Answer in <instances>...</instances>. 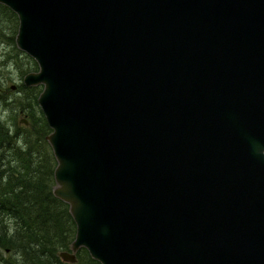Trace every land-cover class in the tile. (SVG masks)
Instances as JSON below:
<instances>
[{
  "label": "water",
  "instance_id": "1",
  "mask_svg": "<svg viewBox=\"0 0 264 264\" xmlns=\"http://www.w3.org/2000/svg\"><path fill=\"white\" fill-rule=\"evenodd\" d=\"M0 3L38 63L63 260L264 264V0Z\"/></svg>",
  "mask_w": 264,
  "mask_h": 264
},
{
  "label": "trees",
  "instance_id": "2",
  "mask_svg": "<svg viewBox=\"0 0 264 264\" xmlns=\"http://www.w3.org/2000/svg\"><path fill=\"white\" fill-rule=\"evenodd\" d=\"M18 15L0 3V31L11 37L14 65ZM21 75L37 70V61L25 54ZM16 64V63H15ZM42 85L21 83L18 100L28 124L0 113V264H102L87 248L77 251V261L63 260L59 251L70 250L77 224L70 204L54 193L57 160L47 139L52 130L38 103ZM0 95L6 107L16 101Z\"/></svg>",
  "mask_w": 264,
  "mask_h": 264
},
{
  "label": "rangeland",
  "instance_id": "3",
  "mask_svg": "<svg viewBox=\"0 0 264 264\" xmlns=\"http://www.w3.org/2000/svg\"><path fill=\"white\" fill-rule=\"evenodd\" d=\"M11 37L7 35L6 32L0 31V95L7 96L8 100L16 101V103H10L8 107L0 101V113L12 121L13 119H18L19 123L25 124L23 119L26 117L24 112H20V104L18 100L21 98V83L23 82V77L21 75L19 65L25 66L27 62L26 53L18 54L15 59L16 64H11L12 58V43ZM15 41V40H14ZM16 44V42H15ZM17 46V45H16ZM15 85V88L12 86ZM22 99V98H21Z\"/></svg>",
  "mask_w": 264,
  "mask_h": 264
},
{
  "label": "flooded vegetation",
  "instance_id": "4",
  "mask_svg": "<svg viewBox=\"0 0 264 264\" xmlns=\"http://www.w3.org/2000/svg\"><path fill=\"white\" fill-rule=\"evenodd\" d=\"M12 88H15V85H13ZM24 123H25V122H24ZM28 123H29V121H28ZM28 123H25V124H28Z\"/></svg>",
  "mask_w": 264,
  "mask_h": 264
}]
</instances>
